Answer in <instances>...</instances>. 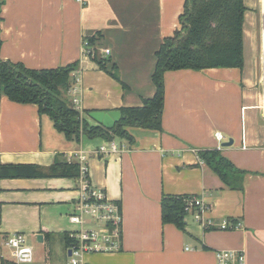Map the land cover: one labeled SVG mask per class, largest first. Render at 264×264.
I'll return each instance as SVG.
<instances>
[{
  "label": "crops",
  "instance_id": "obj_1",
  "mask_svg": "<svg viewBox=\"0 0 264 264\" xmlns=\"http://www.w3.org/2000/svg\"><path fill=\"white\" fill-rule=\"evenodd\" d=\"M0 1V59L32 70L77 63L80 112L107 113L141 106L154 94L155 53L180 28L185 0ZM243 4V68L166 72L162 131L133 130L134 143L119 154L94 156L107 139L68 141L36 105L0 97V165L33 166L42 174L74 163L68 156L82 150L91 185L120 205V251L86 254L82 264H215L216 251L233 249L244 251L246 264H264V0ZM97 35V57L107 71L116 67L118 81L92 58L81 60L83 40ZM86 121L97 125L89 114ZM205 151L220 152L243 172L241 190L227 187L199 158ZM76 188L75 176L0 180V264L12 262L4 243L17 233L33 249L30 264H66ZM164 195L198 197L214 225L233 219L243 228L205 229L195 212L185 215L183 230L163 224Z\"/></svg>",
  "mask_w": 264,
  "mask_h": 264
},
{
  "label": "trees",
  "instance_id": "obj_2",
  "mask_svg": "<svg viewBox=\"0 0 264 264\" xmlns=\"http://www.w3.org/2000/svg\"><path fill=\"white\" fill-rule=\"evenodd\" d=\"M2 2L0 1V8ZM243 0H185L179 16L180 28L165 38L155 53V67L151 76L154 94L142 100L141 106L120 108L121 119L112 129L101 125L90 126L86 116L74 109L66 98L72 85V74L77 63L56 69L32 70L22 64L4 62L0 59V97L20 105H36L41 114L47 115L54 128L66 140L79 143L82 136L115 139L132 145L133 130L162 131L164 105L163 77L166 72L208 69L243 68L242 26L245 12ZM1 20V19H0ZM99 35L87 39L95 46ZM1 46V39H0ZM97 69L107 72L114 80L116 67L106 69V60L92 57ZM123 88L125 86H122ZM199 158L206 163L221 181L232 190H241L243 172L237 170L218 151H205ZM33 166L0 165V180L11 178L77 177L75 163H56L46 172ZM191 196H163L161 219L163 224H173L183 230L185 201ZM69 240L66 238V245ZM2 264H15L4 260Z\"/></svg>",
  "mask_w": 264,
  "mask_h": 264
},
{
  "label": "built area",
  "instance_id": "obj_3",
  "mask_svg": "<svg viewBox=\"0 0 264 264\" xmlns=\"http://www.w3.org/2000/svg\"><path fill=\"white\" fill-rule=\"evenodd\" d=\"M77 1L82 3V0ZM95 54L94 46L89 45L87 39L83 40L81 60L91 59ZM102 54L108 55L109 50H102ZM80 79L81 71L79 69L73 73L72 85L67 92L71 98V105L77 111H81L77 99ZM214 138L219 144L224 142L221 133H215ZM123 150H125V144L112 139L97 147L91 154L106 157L119 154ZM68 158L76 164L78 173L75 179L77 197L74 203V211L69 216V222L76 227V230L67 235L69 243L66 246V264H82V257L86 254H108L120 251L123 217L120 205L108 199L102 189L91 185L88 154L78 150L69 155ZM208 209V205L198 197L191 196L185 201V213L195 212V221L205 229L214 226L222 231L243 228L240 221L233 219H224L219 224L214 225L205 218ZM4 246L9 251V259L15 264L32 263L33 249L27 244L23 234L11 235L6 239ZM215 264H246L244 251L236 249L216 251Z\"/></svg>",
  "mask_w": 264,
  "mask_h": 264
},
{
  "label": "water",
  "instance_id": "obj_4",
  "mask_svg": "<svg viewBox=\"0 0 264 264\" xmlns=\"http://www.w3.org/2000/svg\"><path fill=\"white\" fill-rule=\"evenodd\" d=\"M89 118H91L98 125H101L105 129H112L114 125L120 121L121 114L119 111H110L107 113L99 111V112H91L89 114ZM231 145H232V141H228L226 143H223L221 147L224 148V147H229ZM37 241L38 242L42 241L41 235H38ZM68 255H70L69 252H68Z\"/></svg>",
  "mask_w": 264,
  "mask_h": 264
},
{
  "label": "rangeland",
  "instance_id": "obj_5",
  "mask_svg": "<svg viewBox=\"0 0 264 264\" xmlns=\"http://www.w3.org/2000/svg\"><path fill=\"white\" fill-rule=\"evenodd\" d=\"M67 97H68V98H67L68 101L70 102V100H71L70 96L67 95ZM75 179H76V178H75ZM26 240H27V239H26ZM38 253L40 254V251H36V250H35L34 256H35V255H38ZM4 258H5V256H4Z\"/></svg>",
  "mask_w": 264,
  "mask_h": 264
}]
</instances>
